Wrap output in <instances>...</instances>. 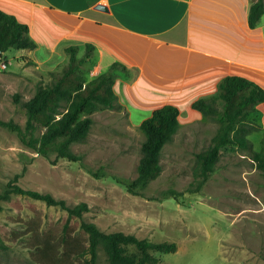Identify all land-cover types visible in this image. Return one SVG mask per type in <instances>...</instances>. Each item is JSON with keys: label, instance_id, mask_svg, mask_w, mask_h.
<instances>
[{"label": "rangeland", "instance_id": "374dc122", "mask_svg": "<svg viewBox=\"0 0 264 264\" xmlns=\"http://www.w3.org/2000/svg\"><path fill=\"white\" fill-rule=\"evenodd\" d=\"M19 51L11 48L1 56L6 67L0 68V119L23 127L22 102L38 86L48 85L52 75L19 56ZM91 58L79 71L93 78L100 73L93 76L85 68L91 66ZM128 95L137 97L133 91ZM211 105L208 113L182 109L177 132L161 149L160 174L133 192L126 184L137 176L144 140L137 122L143 116L138 112L130 111L129 118L120 104L92 113L86 139L71 145L80 156L77 161L57 159L52 150L41 155L16 132L0 126V193L18 175L17 184L24 189L49 193L69 206L86 202L84 219L105 232L175 242L176 251L158 255L157 264H264V178L251 158L253 144L223 147L214 171L195 188L196 155L208 149L220 127L222 102L212 100ZM42 131L36 125L33 137ZM258 137L250 135L255 144ZM0 205V264H42L30 257L32 221L38 220L41 230L52 229L65 211L18 195ZM95 264H107L102 248Z\"/></svg>", "mask_w": 264, "mask_h": 264}, {"label": "crops", "instance_id": "0c3cea01", "mask_svg": "<svg viewBox=\"0 0 264 264\" xmlns=\"http://www.w3.org/2000/svg\"><path fill=\"white\" fill-rule=\"evenodd\" d=\"M254 1L0 0V10L28 26L36 46L18 55L43 73L52 75L67 63L69 46L81 57L86 44L93 45L91 66L85 65L90 75L120 63L125 69L114 71L113 90L129 118L130 111L143 116L140 124L165 104L175 105L180 116L198 99L220 101L216 86L225 76L264 87V12L254 27L248 25ZM132 91L136 98L128 95ZM249 117L258 129L246 137L258 151L264 102ZM254 133L259 143L250 138Z\"/></svg>", "mask_w": 264, "mask_h": 264}, {"label": "trees", "instance_id": "16d2710c", "mask_svg": "<svg viewBox=\"0 0 264 264\" xmlns=\"http://www.w3.org/2000/svg\"><path fill=\"white\" fill-rule=\"evenodd\" d=\"M263 12V0L251 3L249 27L255 26ZM28 31L26 24L0 10V60L2 53L8 49H33L36 46L28 36ZM92 49L93 45L86 44L83 56L77 57L76 46L67 47L69 59L62 71L53 73L48 85L38 86L33 95L22 102L26 115L24 126L2 119L0 126L16 132L24 144L41 155L52 150L57 159L79 160L80 156L72 151L71 145L86 139L93 123L90 115L95 111L120 107L113 90L114 71L124 68L120 63H113L108 71L91 79L79 71L80 66L90 58ZM216 97L222 102L220 127L208 149L196 155V189L214 171L223 147L231 143L251 147L252 142L246 135L257 130L258 124L249 115L258 104L264 102V87L245 77L225 76L217 83ZM14 98L17 101L19 96L15 95ZM191 106L203 113L212 111L211 102L203 99L192 102ZM178 116L179 109L175 105L165 104L154 109L149 117L140 122L138 128L144 135L142 155L137 176L130 184H126L128 191L133 192L160 174L161 149L177 132ZM36 125L41 126L43 131L40 136L33 137ZM233 131L237 134L232 135ZM251 158L264 178V133L259 150L251 149ZM18 177L15 175L8 181L0 193V201L18 195L38 200L66 213L62 221L52 229L41 230L40 222L32 221L30 257L38 263L95 264L98 249L102 248L107 264H157L158 255L173 253L177 249V244L172 241L155 242L131 233L105 232L94 222L84 219L83 215L88 211L86 202L69 206L64 200L55 199L49 193L22 188L17 184ZM0 247H3L1 238Z\"/></svg>", "mask_w": 264, "mask_h": 264}, {"label": "built area", "instance_id": "2783aa9c", "mask_svg": "<svg viewBox=\"0 0 264 264\" xmlns=\"http://www.w3.org/2000/svg\"><path fill=\"white\" fill-rule=\"evenodd\" d=\"M6 67V63L4 61L0 62V68L4 69Z\"/></svg>", "mask_w": 264, "mask_h": 264}, {"label": "water", "instance_id": "95a60500", "mask_svg": "<svg viewBox=\"0 0 264 264\" xmlns=\"http://www.w3.org/2000/svg\"><path fill=\"white\" fill-rule=\"evenodd\" d=\"M97 8H98V9H106V7L103 6V5H98Z\"/></svg>", "mask_w": 264, "mask_h": 264}]
</instances>
